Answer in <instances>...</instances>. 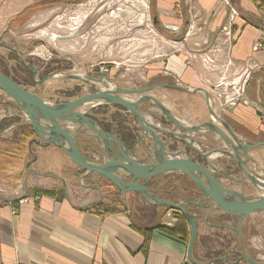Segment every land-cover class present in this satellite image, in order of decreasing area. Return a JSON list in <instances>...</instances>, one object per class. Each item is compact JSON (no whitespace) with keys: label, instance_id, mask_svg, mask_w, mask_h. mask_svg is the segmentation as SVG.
I'll use <instances>...</instances> for the list:
<instances>
[{"label":"crops","instance_id":"0c3cea01","mask_svg":"<svg viewBox=\"0 0 264 264\" xmlns=\"http://www.w3.org/2000/svg\"><path fill=\"white\" fill-rule=\"evenodd\" d=\"M60 2L75 4L84 1ZM146 2L152 9L154 28L162 36L178 42L179 49L168 59L166 66L158 62L146 66L150 77L171 76L174 82L161 80L154 85H179L192 90L202 88L211 96L220 82L249 71L245 93L251 103L240 104L223 115L216 108V113L244 143L264 142V122L261 119L264 118V50H253V44L264 29V0ZM32 3L31 0H0V14L6 12V22L14 20ZM231 7L236 8L240 16L235 20L233 35L228 41L222 28L228 21ZM147 86L150 85L141 88ZM170 90L175 92V104L178 98L185 101L176 111L181 121L191 119L199 124L211 120L204 92ZM196 103L198 112L194 106ZM1 112L0 264H194L189 256L191 226L188 221L181 224L180 211L150 204L144 199L143 206L133 205L134 196L131 195L134 192L120 191L106 178L86 173L64 150L53 144L29 139L25 145L26 160L21 163L17 145L20 135L16 133L20 127L19 118H15L14 113ZM6 123L2 128L1 125ZM107 132H113L129 148L137 138L143 137L144 143L140 142L135 149L136 158L147 159L153 153V142L142 129L134 136L125 131ZM200 135L203 144L216 150L227 149L217 134L202 131ZM78 141L86 155L98 162L103 161V144L89 130L85 129ZM35 147L38 148L36 153L33 152ZM57 149L64 151L67 157H58ZM262 150L263 147L251 153L254 169L257 166L264 168L260 158ZM219 157L223 156L210 155L206 158V165L224 185L238 191L245 190L243 178L229 175L230 164L210 163ZM234 184L239 185V189L233 187ZM201 195L180 202L199 200ZM102 204H109L115 211L105 212ZM187 208L197 215V236L192 248L197 262L251 264L241 256L246 253L264 264V212L249 215L241 228L237 220L210 201L205 207L188 205ZM165 228H176L178 235ZM231 234L235 238L230 239ZM225 237H228L226 244L213 246V242L218 244L214 238L223 240Z\"/></svg>","mask_w":264,"mask_h":264},{"label":"rangeland","instance_id":"374dc122","mask_svg":"<svg viewBox=\"0 0 264 264\" xmlns=\"http://www.w3.org/2000/svg\"><path fill=\"white\" fill-rule=\"evenodd\" d=\"M56 0H31L32 6H28L15 17L14 20L6 22V12L0 14V42L14 48V53L7 48L0 47V71L11 75L19 80L26 89L40 95L43 99L51 104H59L69 100L81 97L86 94L101 91L104 88H127L141 89L142 86L156 84L161 80H171V76H154L150 77L148 65L160 63L166 66L168 59L179 52L178 42H174L166 35H161L153 24L152 9L146 0H83L81 3L64 4L59 1L56 5H48L49 2ZM36 2V3H34ZM32 65L36 68L37 73L33 81L34 71L30 68ZM49 74H56L52 78L41 82ZM79 75L84 79L91 76L96 79H108L104 82H93L76 80L67 77V75ZM174 83V82H173ZM147 86V87H150ZM146 88V87H144ZM0 96V114L4 110L7 113H14L15 118H19L20 127L16 133L21 135L25 126L30 125L25 112L8 97L2 90ZM148 94L155 95L170 108L171 112L177 117V107L185 104L182 99H175L170 89H159ZM6 96V97H5ZM132 100H137L138 95L132 94L126 96ZM191 101H194L193 99ZM189 102V101H188ZM198 104H194L198 112ZM145 109L143 113L151 121L154 120L151 114L162 116V127L174 131L178 129L170 120L161 115V111L151 102L142 105ZM103 116L106 119L115 121L118 119L114 132L128 130L131 125L129 117L118 111L115 107L99 106ZM10 111V112H9ZM208 113H210L208 109ZM17 114V115H16ZM211 115V113H210ZM101 116V119H104ZM179 117V116H178ZM211 117V116H210ZM6 118V117H5ZM130 119L133 120L131 117ZM264 122V118H261ZM164 120V121H163ZM105 124V123H104ZM186 125L195 123L189 119L185 121ZM197 124V123H196ZM135 127L141 129V126ZM170 127H175L171 129ZM210 132V131H207ZM199 133L192 134L196 146L204 153L214 152L219 154L213 146L203 144ZM202 134V133H201ZM166 140V138H164ZM39 139L36 138L35 141ZM223 140V139H222ZM34 141V140H33ZM41 142V140H39ZM170 144L174 150L190 149L179 140H173ZM264 148V147H263ZM38 148H34L36 153ZM58 157H67L66 153L57 149ZM192 158L198 162H205L204 158L194 150H190ZM189 153V152H188ZM152 155V154H151ZM148 156V160L153 159ZM220 155V154H219ZM264 163V151L260 156ZM221 162V164H230L228 169L229 175L240 179L248 178L243 170L233 160L227 161L225 157L217 158L210 163ZM253 168V164L248 165ZM260 166L252 170L264 179V168ZM82 173V172H81ZM84 173V172H83ZM81 175V174H79ZM249 180V179H248ZM152 187L157 192V196L169 199V190L183 191L188 198L199 197L201 192L198 190L189 177L183 175L173 176L172 174L164 175L162 178L155 179ZM231 185V184H230ZM151 187V186H150ZM233 187L239 189V185ZM252 197L262 194V190L252 186L245 191ZM132 197L133 205L143 206V196L134 193ZM177 203L183 197H173ZM145 200V199H144ZM229 238L235 236L231 234ZM213 242V246L226 244L228 237ZM229 239V241H230Z\"/></svg>","mask_w":264,"mask_h":264},{"label":"water","instance_id":"95a60500","mask_svg":"<svg viewBox=\"0 0 264 264\" xmlns=\"http://www.w3.org/2000/svg\"><path fill=\"white\" fill-rule=\"evenodd\" d=\"M0 47L14 50V48L0 42ZM34 70V80L37 70ZM57 76L49 74L43 80ZM67 77L76 80H84L82 76L69 74ZM94 82H104L108 79H96L86 77ZM37 82V81H36ZM168 88L182 90L187 93L204 92L206 94L211 120L194 125H186L180 121L158 97L149 92L157 89ZM0 90L9 96L21 108L28 117L37 138L45 144H53L64 150L70 159L86 173H95L111 182L117 189L123 192H139L144 199L154 205H165L176 209L185 216L191 226L189 256L194 264L197 262L192 255V248L197 236V215L190 212L186 206L196 205L205 207L210 201L216 208L224 213L236 216L239 219L240 227H243L244 220L251 214L264 212V179L260 178L252 168L248 166L249 161H254L251 156L255 150L264 147V142L256 144L244 143L213 109L210 103V94L202 88L188 89L179 85L160 84L141 89L127 88H104L101 91L86 94L81 97L59 104H51L36 93L29 91L19 84L11 75L0 71ZM138 95L137 100L127 98L128 95ZM153 103L160 111L161 115L170 120L181 132H174L162 127V116L151 114L158 123L151 122L143 113L145 109L142 105ZM91 105L90 109L99 106H116L133 114L144 131L145 135L153 142L152 157L154 161L147 163L144 158H136L134 155L137 145L144 143V138L135 140L131 148L117 137L113 132L105 131L100 123L88 113L82 110L83 107ZM89 130L98 141L103 144V161L98 162L91 159L79 146L80 137L84 130ZM202 131H210L217 134L226 143L227 149L218 151L227 159L235 160L243 170L250 182L260 188L263 192L260 196L252 197L244 190H236L224 185L214 174L209 166H205L194 160L189 153L184 150H174L166 140H179L203 158H208L213 152L204 153L195 144L192 134ZM149 154V157L150 155ZM170 173L187 175L195 183L201 192L199 200H189L177 203L173 200L159 197L148 185L149 180ZM208 217V214H205ZM241 256L251 264H261L246 253Z\"/></svg>","mask_w":264,"mask_h":264},{"label":"built area","instance_id":"2783aa9c","mask_svg":"<svg viewBox=\"0 0 264 264\" xmlns=\"http://www.w3.org/2000/svg\"><path fill=\"white\" fill-rule=\"evenodd\" d=\"M226 2L229 3V0H226ZM238 16H240L238 10L234 7H231L228 21L222 28V34L228 41L231 40V37L233 35L234 23ZM253 50H264V29L261 32L260 38L253 44ZM248 77L249 71L237 77L224 80L214 87L213 94L210 96V103L215 112L217 108L223 115L231 109L236 108L240 104L248 105L249 103H251L250 99L245 93V85L248 81L247 79H249ZM6 98L11 99L9 96Z\"/></svg>","mask_w":264,"mask_h":264},{"label":"flooded vegetation","instance_id":"af4514ba","mask_svg":"<svg viewBox=\"0 0 264 264\" xmlns=\"http://www.w3.org/2000/svg\"><path fill=\"white\" fill-rule=\"evenodd\" d=\"M59 2L58 1H54V2H49V4L48 5H56V4H58ZM4 33H7V31H4ZM9 50V49H8ZM15 50V49H14ZM10 51H12V52H14V53H17L16 52V50L15 51H13V50H10ZM31 68V67H30ZM34 71V70H33ZM91 77V76H90ZM33 81L34 82H36L35 80H34V75H33ZM83 81H91V80H88L87 78L86 79H84ZM94 82V81H93ZM26 88V87H25ZM34 93H36V92H34ZM38 95V94H37ZM40 96V95H39ZM41 97V96H40ZM107 107H115L118 111H122L124 114H125V116L126 117H129V120L131 121V125H134V126H129L130 128L128 129L130 132H132L133 134L135 133V132H137V131H139V129H137V128H135V127H139L138 126V123H139V121L137 120V118L133 115V114H131V113H129V112H127V111H125L123 108H120V107H116V106H107ZM91 108V105H87L85 108H84V110H88V113L91 115V116H93L99 123H100V126L105 130V131H112V129H116V128H114V127H116V124H118V122L119 121H112V120H108V119H101L100 117L101 116H103L102 115V113H100V110H102L100 107H96V108H94V109H90ZM121 112V113H122ZM133 118V120L132 119H130V118ZM178 118V117H177ZM163 119V118H162ZM179 119V118H178ZM180 121H181V119H179ZM164 121V120H163ZM184 124H185V121H182ZM105 123V124H104ZM140 125V124H139ZM171 129H174L173 127H170ZM142 129V128H141ZM174 132H181L179 129H177V130H175L174 129ZM162 138L164 139V138H166V137H163L162 136ZM166 142H167V144H174L173 143V140H171L170 138H166ZM180 149H181V147H179ZM186 148H189L188 146H186ZM183 149V148H182ZM190 150H191V148L190 149H187L186 151L187 152H189V154H190ZM200 155V154H199ZM151 158L153 159L152 161H150V160H148V158L146 159L147 161V163H152L153 161H154V158L152 157V155H151ZM194 159V158H193ZM195 160V159H194ZM204 160H205V162H200L201 164H203V165H205V166H208V165H206V159L204 158ZM229 160H233V159H229ZM228 160V161H229ZM197 161V160H196ZM234 162H236L235 160H233ZM250 163H253V160L252 161H249L248 162V165L250 164ZM238 166H240L238 163H236ZM167 175V174H166ZM181 175H183V174H181ZM164 175H159V176H157V177H155V178H153V179H151V180H149V183H148V185L149 186H151L150 188H153L152 187V182L155 180V179H159V178H162ZM217 177V176H216ZM218 178V177H217ZM252 186H254L251 182H250V180H245V182H244V189L246 190V189H249V188H252ZM154 189V188H153ZM152 189V190H153ZM199 190V189H198ZM244 190V191H245ZM200 191V190H199ZM134 193L135 192H137V191H133ZM155 192V194H157V192L156 191H154ZM132 193V192H131ZM137 193H139V192H137ZM168 195H170V197L169 198H173V197H175L176 195L177 196H180V197H183V199H185V198H187V199H189L188 197H186V196H189V195H187V194H183V191H176V190H169V192H168ZM187 201V200H186ZM189 201V200H188ZM186 208H187V206H186ZM188 209V208H187ZM180 215L179 216H181V212L179 213ZM229 217H233L235 220H237V222H239V219L236 217V216H231V215H228Z\"/></svg>","mask_w":264,"mask_h":264},{"label":"trees","instance_id":"16d2710c","mask_svg":"<svg viewBox=\"0 0 264 264\" xmlns=\"http://www.w3.org/2000/svg\"><path fill=\"white\" fill-rule=\"evenodd\" d=\"M14 80H16L19 84L22 85V83L19 80L15 79V78H14ZM5 125H7V123L6 124H2L1 127L3 128V126H5ZM130 134L132 136H134V134L132 132H130ZM36 138H37V136H36V134H35V132H34V130H33L31 125L25 126L23 128L22 133H21V135H20V137L18 139V142H17V145H18V147L20 149L19 154H18L19 155L18 160L21 163L26 160V146L25 145H26L27 141L29 139L30 140H35ZM23 177H24V175H23ZM37 192L39 193L40 191L37 190ZM101 208L104 209L105 212H108L109 210L115 211L114 209L110 208L109 204H102ZM180 217H181V224H186L187 220H186L185 216L181 214ZM165 230L170 232L173 235H178V232H177L176 228L175 229L165 228ZM149 231L150 230H148L146 232H149ZM147 239H150L149 235H147Z\"/></svg>","mask_w":264,"mask_h":264},{"label":"bare ground","instance_id":"6f19581e","mask_svg":"<svg viewBox=\"0 0 264 264\" xmlns=\"http://www.w3.org/2000/svg\"><path fill=\"white\" fill-rule=\"evenodd\" d=\"M85 107L82 108V110H84ZM212 155H214V152L212 153Z\"/></svg>","mask_w":264,"mask_h":264}]
</instances>
